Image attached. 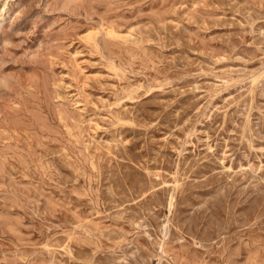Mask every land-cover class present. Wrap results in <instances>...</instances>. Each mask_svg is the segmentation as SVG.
I'll return each instance as SVG.
<instances>
[{"label":"rangeland","instance_id":"374dc122","mask_svg":"<svg viewBox=\"0 0 264 264\" xmlns=\"http://www.w3.org/2000/svg\"><path fill=\"white\" fill-rule=\"evenodd\" d=\"M4 7L0 264L264 257V0ZM111 28L139 46L118 45ZM91 32L100 51L84 41ZM129 84L143 86L133 99ZM91 220L93 235L76 230Z\"/></svg>","mask_w":264,"mask_h":264},{"label":"bare ground","instance_id":"6f19581e","mask_svg":"<svg viewBox=\"0 0 264 264\" xmlns=\"http://www.w3.org/2000/svg\"><path fill=\"white\" fill-rule=\"evenodd\" d=\"M75 1V0H74ZM8 14V11L5 9V7L1 10L0 9V28L2 27V24L5 20V16ZM94 30V29H92ZM105 31V29H103ZM105 34L111 38L112 40H114V42H116L118 45L120 46H130V45H135V46H139L140 42H141V38H139L138 36H136L134 33H121L118 32L116 30H114L113 28H111L108 31H105ZM98 35L99 32H91L89 33L86 37H84V41L91 46L92 48L100 51L101 50V45L99 43V39H98ZM160 36V35H159ZM111 64L113 65V68L117 71V73H119V69L117 68L118 66L115 64V62L113 60H111ZM233 77V76H232ZM234 78V77H233ZM262 79V78H261ZM258 78H253V80L251 81V88L249 89V94L251 96L254 95V91H255V87L258 83ZM237 81V80H236ZM142 85H126L123 89V97L127 98V99H133L134 96L137 94V92L142 88ZM237 88V87H236ZM239 94V93H238ZM63 120H68L70 119L67 115H61ZM124 122V121H123ZM126 122V121H125ZM245 124V123H244ZM246 126V124H245ZM78 133H81V130L78 129ZM88 131V130H87ZM79 137V134H78ZM78 142V141H77ZM80 143V142H79ZM75 146V144H74ZM83 151V150H82ZM81 151V152H82ZM82 154V153H81ZM80 155V154H79ZM78 155V156H79ZM41 167V166H40ZM43 170V169H42ZM81 174V173H80ZM83 175V174H81ZM84 177V175H83ZM86 177V176H85ZM88 178V177H87ZM86 179V178H85ZM91 181V180H90ZM170 185V190L172 191V197H171V202H173V200L175 199V195L177 193H179L182 189H183V185H181L180 180L178 178H174V180L169 184ZM6 193V192H5ZM12 193V192H11ZM147 194V193H146ZM16 197V194H15ZM19 197V196H18ZM53 200V199H52ZM100 200V199H99ZM52 203V202H51ZM55 204V203H54ZM57 210V209H56ZM36 214V213H35ZM99 214V213H98ZM87 219V218H86ZM101 221V220H100ZM49 222V221H48ZM100 227V226H99ZM76 230H79L81 233H83L84 235L87 236H91L93 235V233L98 230V226L94 221H88V222H84L81 221L78 223V225L75 226ZM74 235L72 237H70L69 242H73L74 240ZM164 239V238H163ZM125 242V241H124ZM128 243V242H126ZM165 242L163 243L162 247H161V251L163 254L165 255H169V250H167L165 248ZM66 249L68 250V252H71V248L70 246H67ZM45 250V249H44ZM107 251V250H106ZM29 253V252H28ZM27 254V253H26ZM49 254V253H48ZM29 255V254H28ZM93 259V258H92ZM251 264H264V257H262L260 254H255L251 257ZM49 263V262H48Z\"/></svg>","mask_w":264,"mask_h":264}]
</instances>
